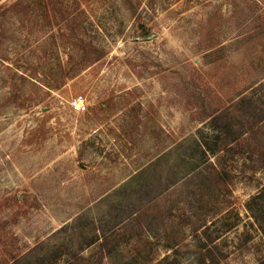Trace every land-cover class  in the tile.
Wrapping results in <instances>:
<instances>
[{
	"label": "rangeland",
	"instance_id": "obj_1",
	"mask_svg": "<svg viewBox=\"0 0 264 264\" xmlns=\"http://www.w3.org/2000/svg\"><path fill=\"white\" fill-rule=\"evenodd\" d=\"M263 125L264 0H0V264H260Z\"/></svg>",
	"mask_w": 264,
	"mask_h": 264
},
{
	"label": "trees",
	"instance_id": "obj_2",
	"mask_svg": "<svg viewBox=\"0 0 264 264\" xmlns=\"http://www.w3.org/2000/svg\"><path fill=\"white\" fill-rule=\"evenodd\" d=\"M213 124L214 125L217 124V117L216 116L213 119ZM262 128H264V125L262 126ZM195 142H196V147H197V149L194 150L195 155H196V152H200L202 157H204L206 159V161L211 162V164L213 163L212 164L213 167L215 165L214 172L216 174V178H219L220 180H222V179H224V177H228L229 176L228 174L230 171H229V169H226V167L223 163V158H219L217 160V162L209 161L208 160L209 152L205 150V145L201 141L198 142L197 140H195ZM234 142H236V141H234ZM179 146H180V144H179ZM231 149H232V147H228L229 151H233V149L232 150ZM260 158H262V161H260L261 168H264V153L261 154ZM185 159H187L188 165L196 164V162L199 160L197 156H186ZM225 162H227V161L225 160ZM189 178L192 179L191 176ZM258 195H264V187L262 188V190H260V193ZM106 242L107 241H103L100 244V246L98 247L99 251L97 253L100 254V250H101V253H103V254L106 253V251H105V248H107ZM99 254L97 255L98 261H100V258L103 255V254H100L101 255L100 256ZM260 264H264V261H262Z\"/></svg>",
	"mask_w": 264,
	"mask_h": 264
},
{
	"label": "built area",
	"instance_id": "obj_3",
	"mask_svg": "<svg viewBox=\"0 0 264 264\" xmlns=\"http://www.w3.org/2000/svg\"><path fill=\"white\" fill-rule=\"evenodd\" d=\"M71 110L77 113L85 112L87 110V102L84 96L79 95L73 98L70 102Z\"/></svg>",
	"mask_w": 264,
	"mask_h": 264
}]
</instances>
